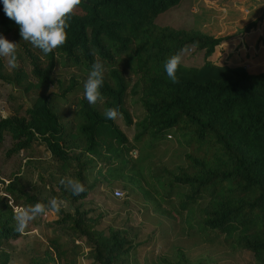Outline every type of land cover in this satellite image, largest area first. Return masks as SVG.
Returning a JSON list of instances; mask_svg holds the SVG:
<instances>
[{"label":"trees","instance_id":"1","mask_svg":"<svg viewBox=\"0 0 264 264\" xmlns=\"http://www.w3.org/2000/svg\"><path fill=\"white\" fill-rule=\"evenodd\" d=\"M181 1L82 0L63 46L42 57L26 49L35 84L22 69L15 71L13 82L33 84L38 90L26 114L0 117V144L9 136L18 152L41 141L62 170L85 185L86 192L79 196L62 185L52 191L73 206L72 213L61 210L55 223L71 231L96 264H132L138 242L124 229H97L96 218L81 209L83 200L100 176L114 178L126 170L134 175L131 181L139 183L146 169L156 180L151 181L154 195L141 190L159 214V232L168 240L178 231L197 243L222 239L231 248L251 251L257 263L264 264V73L210 60L224 37L155 22ZM0 24L3 33L15 24L5 14L3 1ZM188 47L203 51L204 60L198 66L181 63L179 82L173 83L163 65ZM97 61L105 69L102 101L93 105L84 94L76 95L86 77L72 78L68 86L59 82L57 94L44 91L54 85L59 64L88 76ZM3 69L0 59V79L7 80ZM111 107L133 127L131 140L116 120L105 118ZM154 154L164 158L157 169L152 168ZM2 191L0 264H9V242L21 235L13 205L49 199L27 190L18 177ZM48 241L42 255L31 257L29 264L67 260L70 250L60 237ZM172 248V254L161 255L156 264H193L186 247L175 243Z\"/></svg>","mask_w":264,"mask_h":264},{"label":"rangeland","instance_id":"2","mask_svg":"<svg viewBox=\"0 0 264 264\" xmlns=\"http://www.w3.org/2000/svg\"><path fill=\"white\" fill-rule=\"evenodd\" d=\"M263 14L264 0H182L177 6L159 14L155 22L158 25L175 28H196L227 39L243 31L250 23L258 21ZM0 36L18 44L19 63L18 68L11 69L7 66L5 58L0 57L7 79H0V117L25 115L26 109L32 105L33 99L38 94V90L33 86L36 78L31 74L32 64L26 49L40 57L43 53L29 42L22 40L16 22L8 33L2 32L0 24ZM203 57V51L188 47L182 64L198 66L203 62ZM17 69H22L28 75V82L33 84L13 82ZM53 77L54 85L58 86V83L62 82V86H68L72 78L83 81L88 76L73 66L59 64L55 68ZM50 87L44 91L50 93ZM82 87L76 95L84 94V84ZM116 123L131 140L134 136L133 127L128 126L122 117H119ZM12 145L9 136H5L0 144V196L4 195L2 191L4 185L14 177H18L27 190L40 198L47 199L54 197L52 191L59 190L62 178L66 176L72 178L70 173L62 170L59 161L41 141L18 152H14ZM136 153L135 149L131 154L136 156ZM154 155L152 168L157 169L156 166H160L164 158ZM121 173L114 174V178L100 176L95 187L83 200L81 209L88 212L87 216L95 217L96 228L105 233L111 227L128 231L129 236L138 242L132 264H156L161 255L172 254V246L175 243L186 247L193 264H258L251 251L231 248L223 243L222 239L212 241L207 239L197 243L182 231H178L168 240L159 232L156 222L160 218L159 214L151 209L153 206L150 204V199L146 200L141 190L148 189L154 195L151 181L156 182L155 177L152 179L146 169L139 177V183H136L129 178L131 175L134 177L131 172L124 170ZM62 186L66 188L65 185ZM116 191L120 194L116 195ZM11 202L10 200L9 203ZM15 207L24 206L13 205V208ZM146 208L149 210L146 211ZM61 210L72 213L73 206L68 201H64ZM60 211L38 216L23 234L9 242L8 249L11 253L9 264H29L31 257L42 255L49 244L48 239L54 236L60 237L63 245L70 250L67 260L59 264L70 260L74 264H96L88 255V249L83 243L79 239H74L71 231L55 223L60 217ZM74 245L77 247L74 248Z\"/></svg>","mask_w":264,"mask_h":264},{"label":"clouds","instance_id":"3","mask_svg":"<svg viewBox=\"0 0 264 264\" xmlns=\"http://www.w3.org/2000/svg\"><path fill=\"white\" fill-rule=\"evenodd\" d=\"M81 3L82 0H3L4 12L19 25L22 40L29 42L44 55L52 53L66 43L69 21ZM17 46V43L0 36V57L5 58L7 66L11 69L19 67ZM186 51L187 48L179 50L163 65L167 77L173 83L179 82L177 72ZM104 71L101 62L97 61L92 65L84 83V96L89 104L94 105L103 100L101 89L104 84ZM57 91V85L49 88L50 93L57 94ZM121 115L116 107L107 108L104 112L105 118L109 120H117ZM60 183L74 196L86 192L85 185L78 179L66 176ZM63 203V200L52 197L47 203L37 202L34 205L13 208L16 231L23 234L38 216L59 212Z\"/></svg>","mask_w":264,"mask_h":264},{"label":"crops","instance_id":"4","mask_svg":"<svg viewBox=\"0 0 264 264\" xmlns=\"http://www.w3.org/2000/svg\"><path fill=\"white\" fill-rule=\"evenodd\" d=\"M215 63L242 65L249 73H264V15L248 29L224 39L210 56Z\"/></svg>","mask_w":264,"mask_h":264},{"label":"built area","instance_id":"5","mask_svg":"<svg viewBox=\"0 0 264 264\" xmlns=\"http://www.w3.org/2000/svg\"><path fill=\"white\" fill-rule=\"evenodd\" d=\"M117 193H119V192H118V191H116V192H115V194H116V195H119V194H120V193H119V194H117Z\"/></svg>","mask_w":264,"mask_h":264}]
</instances>
